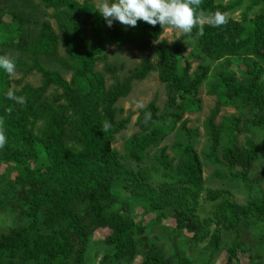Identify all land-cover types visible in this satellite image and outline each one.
I'll return each mask as SVG.
<instances>
[{
	"label": "trees",
	"instance_id": "16d2710c",
	"mask_svg": "<svg viewBox=\"0 0 264 264\" xmlns=\"http://www.w3.org/2000/svg\"><path fill=\"white\" fill-rule=\"evenodd\" d=\"M242 1L224 6L203 0L201 7L207 14L226 15ZM42 3L55 12L65 56L58 53L59 37L49 22L39 24L34 34L24 28L27 19L7 12L0 0V55L11 53L17 69L41 77L39 86L23 84L21 78L16 88L0 69V117L8 136L0 150V210L11 217V226L0 234V264H84L87 246L99 229L109 230L100 240L108 254L99 264H131L134 254L141 257L139 264H173L149 242L152 225L131 216L137 210L141 217L154 215L156 224L171 216L173 224L167 229L173 240L183 237L195 245L209 231L208 248L213 252L221 244V231H234L225 264H261L260 255L244 248L241 233L243 227L264 223V136L259 143L239 138L250 131L257 137L258 129H264V0H249L239 21L228 17L222 28L205 24L202 36L193 29L191 36L181 34L171 43L161 38L165 28L160 25L138 22L126 28L116 22L109 28L90 0ZM258 6L259 12L249 17L247 12ZM81 25L90 26L93 41L85 40ZM188 38L195 41L199 58L222 63L216 82L209 86L215 104L203 123L206 143L201 154L194 147L198 131L188 128L184 117L200 111L199 90L210 66L190 73L182 45ZM125 45L153 53L156 65L145 57L119 77L105 51ZM43 58L70 72V79L47 69ZM100 63L103 71L96 70ZM154 71L165 84V104L160 109L152 100L139 110L138 130L124 141L120 153L113 141L128 128L134 113L117 103ZM9 89L26 103L9 100ZM222 108L237 114L216 124ZM149 112L151 119L146 120ZM105 121L111 125L107 132L102 131ZM171 134L173 156L166 146L160 147ZM205 164L215 168L213 176L219 179L227 177L219 170H228L232 181L254 197L238 204L228 190L207 187ZM150 170L159 180H151Z\"/></svg>",
	"mask_w": 264,
	"mask_h": 264
},
{
	"label": "rangeland",
	"instance_id": "374dc122",
	"mask_svg": "<svg viewBox=\"0 0 264 264\" xmlns=\"http://www.w3.org/2000/svg\"><path fill=\"white\" fill-rule=\"evenodd\" d=\"M84 0H79L82 3ZM94 3L95 7L97 4V0H90ZM236 0H215L217 4H222L224 6L234 4ZM249 4V0H244L240 4L235 5L232 9H230L226 15L233 20H240L242 14L246 13V7ZM3 6L7 12L14 11L18 13L23 18L27 19V23L24 28H28L34 34L38 33L39 24L43 21H47L51 24L53 31L59 37V46L58 53L60 56H65V48L62 45L61 38L62 32L58 26L57 19L54 17L55 12L52 9H47L44 7L42 0H3ZM264 7V5H262ZM260 6L254 7L251 11L247 12L249 17H252L254 13L259 12ZM5 22H9V17L4 19ZM116 22L113 23V25ZM112 25V26H113ZM128 28V27H126ZM81 32L85 38V40L91 42L94 40L93 33L91 31L90 26L81 25ZM181 34L177 33L171 28H165L163 34L161 36L162 39L168 41L169 43L173 42V39L178 38ZM184 54H187L189 57V62L191 63L190 73H195L198 71L201 65L207 64L210 66V73L204 83V85L199 90V97L201 99V109L196 113H187L185 114V119L188 120L187 127L190 129H196L198 131V135L196 136L195 141V149L199 154H201L202 150L205 147L206 136L203 129V123L208 117L211 109L215 104V97L209 93V86L216 82L217 75L222 67L221 62H211L208 59L202 60L197 56V48L196 43L192 38H188L184 43ZM1 50V48H0ZM108 55V64H110L114 70V72L119 76L123 77L128 75L132 69L138 66L142 59L145 57H149V59L156 65V57L153 53H142L136 50L131 45H125L121 48L114 47H106L105 51ZM6 55L11 56V53H7ZM235 60V59H234ZM234 63H237L234 61ZM41 63L47 68L51 70H55L60 72L67 80L70 79L71 73L64 70L57 62L52 59L43 58ZM97 71H103L102 63L98 64L96 67ZM23 78V84H29L31 86H39L40 85V74L36 71H32L31 73H24L17 69L16 75L14 77H9L11 80V86L20 88L16 84L15 81ZM107 83L110 84V75L106 74ZM152 100L155 101V104L158 108L162 109L165 101H166V87L159 78L158 73L156 71L150 73L148 77L141 81L133 84L131 93L123 99H120L117 103V107L122 108L125 112L131 111L134 113L130 119V123L128 124V128L121 131L116 135L112 147L120 153H123V144L126 139H128L133 133H135L138 128L135 125L137 113L139 110L145 108ZM142 103L144 107H138V104ZM237 112L233 108H222L219 117L216 119V124H219L224 117L230 115H236ZM127 115L124 114L122 116H118V118L125 117ZM258 136L255 137L254 131H250L244 133L240 136L239 140L243 141L244 137L253 138L259 143L264 136V129H258ZM256 138V139H255ZM175 142V134L169 135L165 138L160 147L166 146L167 153L170 156H173L171 146ZM149 161L145 162L148 164ZM150 164V162H149ZM260 170V167H258ZM215 168L210 164H205L203 177L207 179L206 186L210 188H222L228 190L232 199L238 204H244L245 201H248L254 197V194L251 191H248L240 182L232 181L231 174L228 170L222 168L219 170L220 172L226 173L227 177L225 179H219L214 177ZM151 176V180L156 181L158 177L157 173L150 170L148 173ZM15 174L10 175V179L14 177ZM1 184V183H0ZM202 202V201H201ZM206 202H202L201 205H206ZM208 205V204H207ZM211 206V205H210ZM202 215H208L203 213ZM133 218L139 220L142 219L145 225H152V230H147V237L149 238V242L155 243L160 250V253L165 257L172 259L173 264H225L226 257V248L230 245L232 239L235 237L234 231H221V244L219 249L215 252L211 251L208 248L209 231L208 236L205 237L202 241L192 244L191 241H187L181 238H177L175 240L171 239L172 231L167 229V227H171L173 224V219L171 216L166 217L162 220L161 224H156V219L154 215H149L147 217L140 216V210H137L134 214L131 215ZM11 226V217L7 211L0 210V234L5 232L8 227ZM166 228H165V227ZM109 234L108 229H99L94 233V239H91L88 246L87 252L85 254V262L84 264H99L100 259L108 254V250L105 246L101 244L100 240H103ZM264 237V223L255 225L254 227L242 228L241 233V241L244 244V248L250 250L252 254L260 255L261 258L258 260L261 264H264V241L262 238ZM180 255V256H179ZM241 258H246L245 255H241ZM134 261L131 264H139L141 262V257L137 254H134ZM186 261L187 263H184ZM245 264V262H244Z\"/></svg>",
	"mask_w": 264,
	"mask_h": 264
},
{
	"label": "clouds",
	"instance_id": "9594fccd",
	"mask_svg": "<svg viewBox=\"0 0 264 264\" xmlns=\"http://www.w3.org/2000/svg\"><path fill=\"white\" fill-rule=\"evenodd\" d=\"M202 4L203 0H97L96 8L109 28L114 22L125 27H136L138 22H144L153 27L160 25L162 29L171 28L186 36H191L193 29H198L197 35L202 36L205 24L214 28H222L228 24L227 15L219 11L207 14L201 7ZM0 69L9 77H14L17 71L16 60L9 55H0ZM6 97L20 105L26 103L13 89L7 91ZM138 107L142 108L144 105L139 103ZM145 118L150 120L151 113H146ZM4 123V119L0 117V150L8 143ZM110 127L105 121L102 131L107 132Z\"/></svg>",
	"mask_w": 264,
	"mask_h": 264
}]
</instances>
